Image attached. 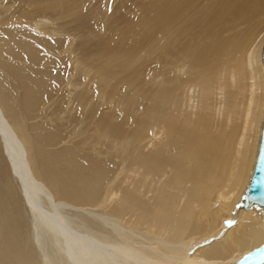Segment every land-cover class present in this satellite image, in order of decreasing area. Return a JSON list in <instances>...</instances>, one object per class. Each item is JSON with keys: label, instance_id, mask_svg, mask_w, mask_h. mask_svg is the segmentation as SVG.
<instances>
[{"label": "bare ground", "instance_id": "obj_1", "mask_svg": "<svg viewBox=\"0 0 264 264\" xmlns=\"http://www.w3.org/2000/svg\"><path fill=\"white\" fill-rule=\"evenodd\" d=\"M263 47L264 0H0V264H264Z\"/></svg>", "mask_w": 264, "mask_h": 264}, {"label": "water", "instance_id": "obj_2", "mask_svg": "<svg viewBox=\"0 0 264 264\" xmlns=\"http://www.w3.org/2000/svg\"><path fill=\"white\" fill-rule=\"evenodd\" d=\"M262 63L264 66V47L262 51ZM1 159L3 158L1 157ZM2 161L5 167L4 171L6 173L7 179L14 181L15 179L12 176L13 174L10 173L5 160L3 159ZM17 194L18 198L23 204L22 198L19 194V190H17ZM252 207L260 208L262 210V213L264 214V119L254 171L250 179L248 188L243 197V203L241 204V208L245 210L250 209Z\"/></svg>", "mask_w": 264, "mask_h": 264}, {"label": "snow or ice", "instance_id": "obj_3", "mask_svg": "<svg viewBox=\"0 0 264 264\" xmlns=\"http://www.w3.org/2000/svg\"><path fill=\"white\" fill-rule=\"evenodd\" d=\"M109 11H111V9L109 8Z\"/></svg>", "mask_w": 264, "mask_h": 264}, {"label": "rangeland", "instance_id": "obj_4", "mask_svg": "<svg viewBox=\"0 0 264 264\" xmlns=\"http://www.w3.org/2000/svg\"><path fill=\"white\" fill-rule=\"evenodd\" d=\"M236 211H234V214H235Z\"/></svg>", "mask_w": 264, "mask_h": 264}]
</instances>
